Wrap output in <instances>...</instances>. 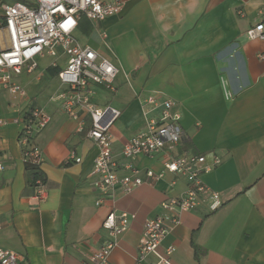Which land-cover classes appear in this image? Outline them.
Instances as JSON below:
<instances>
[{"label": "crops", "instance_id": "0c3cea01", "mask_svg": "<svg viewBox=\"0 0 264 264\" xmlns=\"http://www.w3.org/2000/svg\"><path fill=\"white\" fill-rule=\"evenodd\" d=\"M262 4L125 0L118 16L78 22L75 32H84L94 44L82 45L118 69L114 90L97 87L95 96L99 107L120 112L111 128L115 158L120 160L123 145L144 130L143 101L155 96L174 102L181 115V142L174 152L121 163H131L144 177L143 171L160 170L176 153L204 154L207 163L213 154L221 160L201 179L221 194L222 207L209 213L202 204L180 214L179 224L157 248L163 256L165 247L175 248L171 264H264V41L246 37L259 23ZM102 44L107 50H101ZM50 63L48 59L43 73L53 81L60 67ZM50 97L23 102L51 116L36 138L46 180L42 202L32 198L27 185L20 127L11 122L14 111H0V119L8 122L0 127V246L19 253L24 264H81L103 241L101 224L109 212H126L134 218L117 238L109 261L133 264L144 222L160 212L163 200L185 189L184 180L171 187L174 178L167 175L96 207L98 179L92 169L97 148L85 137L88 118L81 116L84 129L78 132V122ZM71 153L81 162L69 161Z\"/></svg>", "mask_w": 264, "mask_h": 264}, {"label": "built area", "instance_id": "2783aa9c", "mask_svg": "<svg viewBox=\"0 0 264 264\" xmlns=\"http://www.w3.org/2000/svg\"><path fill=\"white\" fill-rule=\"evenodd\" d=\"M125 0H32L30 5L19 2L0 5V87L12 97L24 99L26 92L18 78L22 73L31 74L37 68V59L51 60L50 67H58V59L64 58L65 66L57 73L61 89L50 97L67 118L77 121L78 132L84 129L81 116L88 118L85 137L97 148L93 162V174L98 179V197L95 206L113 202L117 195H128L145 183L162 180L167 175L184 180L185 189L163 200L160 212L148 218L143 225L133 264H171L175 248L165 247L164 256L157 248L179 224L181 213L196 211L202 204L209 213L222 207L219 192L209 189L202 181L220 165V158L213 154L206 162L204 154L183 152L169 156L160 170L146 169L143 176L131 163L138 157H153L162 152H174L182 140L181 115L174 111L170 99L149 96L143 101L144 130L130 138L120 151V160L112 152L111 128L120 112L109 106L95 103L96 88L113 91L118 69L108 59L90 46L79 44L74 38L78 22L86 18L100 22L118 16ZM259 23L246 31L248 40L264 41V0L258 12ZM103 38H106L103 35ZM18 125V144L24 166L39 168L41 151L36 144L38 134L51 122L50 114L41 107H33L19 118L11 120ZM8 124L0 119V127ZM69 161L80 163L81 159L71 153ZM3 167L0 165V170ZM46 187L41 180L33 186L32 198L45 200ZM134 216L126 212H109L101 224L105 237L99 247L81 264H110V256L119 236L125 233ZM0 264H24L22 256L0 246Z\"/></svg>", "mask_w": 264, "mask_h": 264}, {"label": "rangeland", "instance_id": "374dc122", "mask_svg": "<svg viewBox=\"0 0 264 264\" xmlns=\"http://www.w3.org/2000/svg\"><path fill=\"white\" fill-rule=\"evenodd\" d=\"M15 2H19L25 5H30L32 3V0H0L1 4H12ZM74 38L79 42V44H83L86 42V44L93 46V42L87 40V34L84 32H75L73 34ZM104 43V42H103ZM101 50H107V46L102 44ZM39 65V68H37L35 71H33L32 74L26 75L25 73H22L18 81L20 85L24 88L26 92V97H35L37 99L41 98H49L50 95H54L57 91L61 89V86L57 82V80L50 81V79L43 73L44 66L48 62V59L40 60L37 59L36 61ZM58 65L60 69H63L65 66V60L64 58L58 59ZM44 74L43 77L40 80V75ZM37 78L39 80H37ZM109 92V91H108ZM107 93V91L105 92ZM111 94V93H108ZM25 97V98H26ZM24 99H21L19 97L12 98L6 90L0 89V111H6V109H9L11 111H14L13 117L19 118L20 112L23 114L27 110L33 107H38L37 105H34L33 103L29 102V105L24 106L25 103ZM52 104V103H50ZM54 105V104H52ZM102 105V104H101ZM30 106V107H29ZM143 113H141L140 121L143 119Z\"/></svg>", "mask_w": 264, "mask_h": 264}, {"label": "trees", "instance_id": "16d2710c", "mask_svg": "<svg viewBox=\"0 0 264 264\" xmlns=\"http://www.w3.org/2000/svg\"><path fill=\"white\" fill-rule=\"evenodd\" d=\"M57 73H58V68H57L53 78H56ZM25 173H26V177H27V185L32 191H33V186H34L36 180L39 179L42 181V183L44 185L46 184L45 177L39 168H36L33 166H25Z\"/></svg>", "mask_w": 264, "mask_h": 264}]
</instances>
